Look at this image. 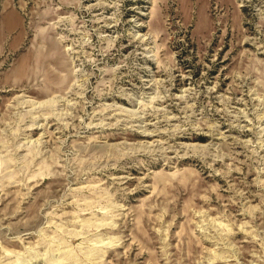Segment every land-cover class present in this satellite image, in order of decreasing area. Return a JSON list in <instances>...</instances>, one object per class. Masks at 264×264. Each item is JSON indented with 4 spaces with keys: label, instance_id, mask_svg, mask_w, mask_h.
Segmentation results:
<instances>
[{
    "label": "rangeland",
    "instance_id": "374dc122",
    "mask_svg": "<svg viewBox=\"0 0 264 264\" xmlns=\"http://www.w3.org/2000/svg\"><path fill=\"white\" fill-rule=\"evenodd\" d=\"M0 264H264V0H0Z\"/></svg>",
    "mask_w": 264,
    "mask_h": 264
}]
</instances>
